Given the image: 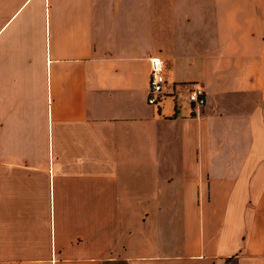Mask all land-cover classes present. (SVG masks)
<instances>
[{"label": "crops", "instance_id": "1", "mask_svg": "<svg viewBox=\"0 0 264 264\" xmlns=\"http://www.w3.org/2000/svg\"><path fill=\"white\" fill-rule=\"evenodd\" d=\"M0 264H264V0H0Z\"/></svg>", "mask_w": 264, "mask_h": 264}, {"label": "built area", "instance_id": "2", "mask_svg": "<svg viewBox=\"0 0 264 264\" xmlns=\"http://www.w3.org/2000/svg\"><path fill=\"white\" fill-rule=\"evenodd\" d=\"M164 75L162 63L158 57L149 58L148 85L146 102L149 105L159 108L160 103L167 95L164 91ZM186 98L192 108H200L205 103V95L200 84L193 82L186 87Z\"/></svg>", "mask_w": 264, "mask_h": 264}]
</instances>
